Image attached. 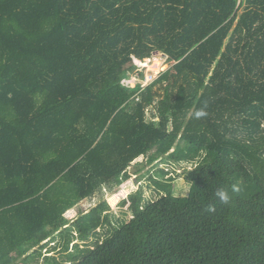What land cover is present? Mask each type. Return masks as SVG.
I'll return each mask as SVG.
<instances>
[{"label": "trees", "instance_id": "trees-1", "mask_svg": "<svg viewBox=\"0 0 264 264\" xmlns=\"http://www.w3.org/2000/svg\"><path fill=\"white\" fill-rule=\"evenodd\" d=\"M0 264H264V0H0Z\"/></svg>", "mask_w": 264, "mask_h": 264}, {"label": "rangeland", "instance_id": "rangeland-1", "mask_svg": "<svg viewBox=\"0 0 264 264\" xmlns=\"http://www.w3.org/2000/svg\"><path fill=\"white\" fill-rule=\"evenodd\" d=\"M139 66L141 67V70H144V75H155L158 72L166 70L164 57L158 55L153 56L149 60H146L144 63L142 62L141 64H139ZM131 77L132 79L129 78L125 80V84L127 87L131 86L134 82V85L128 88H133L135 86L134 73L131 74ZM150 168L151 166L147 165L145 160H143L142 158L138 159L127 171L130 179L123 183V185L115 194H109L106 192H103V196L97 194L91 199L82 201L77 206V208L68 211L65 214V217L69 220H73L79 212L88 211L89 209L94 207L103 197L110 207V212H112L115 217H120L128 220L129 216L126 214L127 206H120V203L126 198L129 193L136 191L140 187L144 192L145 198L152 200L156 197V192L152 187H149V183L147 181L146 173L152 172V169ZM177 172H180V170H178ZM173 190L174 194L185 196L188 192V186L184 183L182 178H177L173 182Z\"/></svg>", "mask_w": 264, "mask_h": 264}, {"label": "clouds", "instance_id": "clouds-1", "mask_svg": "<svg viewBox=\"0 0 264 264\" xmlns=\"http://www.w3.org/2000/svg\"><path fill=\"white\" fill-rule=\"evenodd\" d=\"M195 115L197 118H199V117L207 115V113L203 109H201V110H198ZM217 195L219 196L221 203H224V204L228 203L229 195L227 192L221 191V192H218ZM212 210L214 209L213 208L209 209V211H212Z\"/></svg>", "mask_w": 264, "mask_h": 264}, {"label": "built area", "instance_id": "built-area-1", "mask_svg": "<svg viewBox=\"0 0 264 264\" xmlns=\"http://www.w3.org/2000/svg\"><path fill=\"white\" fill-rule=\"evenodd\" d=\"M138 65H139V63H138ZM156 78H157V74H155V75L154 74H149V75L146 74V75H144L141 87L145 88V87L149 86ZM134 80H135V85H136V82H137L136 77L134 78Z\"/></svg>", "mask_w": 264, "mask_h": 264}]
</instances>
